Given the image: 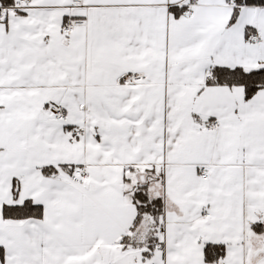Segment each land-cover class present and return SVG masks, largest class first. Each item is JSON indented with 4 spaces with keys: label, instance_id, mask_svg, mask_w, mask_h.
Here are the masks:
<instances>
[{
    "label": "snow or ice",
    "instance_id": "obj_1",
    "mask_svg": "<svg viewBox=\"0 0 264 264\" xmlns=\"http://www.w3.org/2000/svg\"><path fill=\"white\" fill-rule=\"evenodd\" d=\"M0 264H264V0H0Z\"/></svg>",
    "mask_w": 264,
    "mask_h": 264
}]
</instances>
